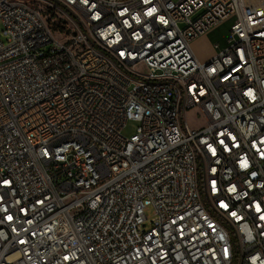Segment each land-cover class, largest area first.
Instances as JSON below:
<instances>
[{
  "label": "built area",
  "instance_id": "1",
  "mask_svg": "<svg viewBox=\"0 0 264 264\" xmlns=\"http://www.w3.org/2000/svg\"><path fill=\"white\" fill-rule=\"evenodd\" d=\"M0 22V264H264V0H0Z\"/></svg>",
  "mask_w": 264,
  "mask_h": 264
},
{
  "label": "rangeland",
  "instance_id": "2",
  "mask_svg": "<svg viewBox=\"0 0 264 264\" xmlns=\"http://www.w3.org/2000/svg\"><path fill=\"white\" fill-rule=\"evenodd\" d=\"M234 20V16L228 18L223 21L220 26L210 30L192 42L193 51L201 63L207 62L217 53L218 49L215 48L216 44H218L220 48H224L227 45V38L230 34V28ZM1 29L2 25L0 22V37L3 38ZM140 72L144 73V69L141 68ZM185 120L187 121L188 126L193 129L202 127L206 123L204 113L199 107H194L186 111ZM135 128L136 123L130 121L128 122L127 127L123 130V134L129 136L134 132ZM145 215L148 217L146 222L149 224L154 217L153 208L149 207L145 211Z\"/></svg>",
  "mask_w": 264,
  "mask_h": 264
}]
</instances>
